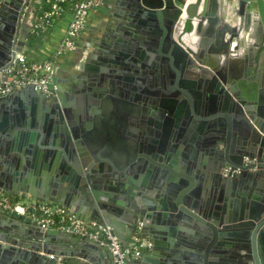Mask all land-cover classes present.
I'll use <instances>...</instances> for the list:
<instances>
[{
    "label": "water",
    "instance_id": "obj_1",
    "mask_svg": "<svg viewBox=\"0 0 264 264\" xmlns=\"http://www.w3.org/2000/svg\"><path fill=\"white\" fill-rule=\"evenodd\" d=\"M27 2L3 0L0 4V70L28 38L30 26L19 25L21 14L28 15ZM119 4L128 15L117 19V28L108 31L100 48L77 65L79 74L70 85L62 84L65 77L53 78L49 95L28 86L0 96V193L57 203L86 225L94 221L111 227L124 247L131 242L124 237L125 229L131 237L147 239L146 234L153 233L148 238L150 251L126 264L153 262L159 255V237L171 253L175 245L171 239L184 231L195 238L181 257L187 263L172 264H264V181L257 178L264 177V86H260L264 85V0H120ZM84 35L82 30L71 61L80 57ZM239 46L248 54L241 60L234 57V69L226 73L220 68L225 57L218 53L234 54ZM180 58L185 59L187 78L196 80L195 87H207L210 106L218 111L231 109V114L218 112L200 119L198 132L205 127L208 133L182 137L181 149L175 152L168 141L172 120L162 116L168 130L158 151L164 160L125 150L118 135L114 143L113 136L97 135V127L105 129L107 122L97 120L95 98L102 103L116 95L137 102L145 76H157L164 62L172 67ZM248 61L253 68L246 67ZM241 62L245 67L239 70ZM176 74L177 87L180 75ZM178 94L168 93L164 107ZM130 102L128 122L134 137L144 121L140 122L138 105ZM178 118L175 126L181 132L193 131L195 119L185 125L190 119ZM219 127L224 130L217 131ZM232 128L238 134L235 148L230 146L231 137L235 138ZM180 154L189 159L183 162L184 168L192 173L175 170ZM194 155L196 163L190 161ZM244 157L255 163L245 165ZM207 160L208 171H203L199 163ZM225 167L230 173H225ZM234 170L238 173L231 174ZM194 172L208 179L207 191L191 182ZM33 173L38 177L29 179ZM181 177L190 180L184 188L178 184ZM241 178L259 188L252 194L243 192L245 198L234 200L233 205L216 203ZM173 188L178 189L175 196ZM138 221H142L139 231ZM231 239L237 245L229 253L234 259L217 262L224 253L221 242ZM52 243H65L74 250L62 252ZM80 248L101 251L86 236L43 230L0 207V264H58L78 256ZM174 251L171 257H177Z\"/></svg>",
    "mask_w": 264,
    "mask_h": 264
},
{
    "label": "built area",
    "instance_id": "obj_2",
    "mask_svg": "<svg viewBox=\"0 0 264 264\" xmlns=\"http://www.w3.org/2000/svg\"><path fill=\"white\" fill-rule=\"evenodd\" d=\"M2 1L0 0V4ZM100 2L101 0H28L24 9L32 13L30 32L37 31L41 35L56 22L68 17L66 29L52 56L54 59L30 61L24 46L14 55L10 64L0 70V96L28 86L47 95L51 94L55 59L74 50L75 42L86 25L89 12ZM0 207L10 214L22 216L43 230H60L88 237L94 244L109 252L111 264H126L131 259H137L152 246L149 240L134 235L129 245L124 247L112 233L111 227L98 225L94 221L86 225L65 207L54 202L39 201L25 194L14 198L0 193ZM140 228L141 221H138L137 231Z\"/></svg>",
    "mask_w": 264,
    "mask_h": 264
},
{
    "label": "crops",
    "instance_id": "obj_3",
    "mask_svg": "<svg viewBox=\"0 0 264 264\" xmlns=\"http://www.w3.org/2000/svg\"><path fill=\"white\" fill-rule=\"evenodd\" d=\"M119 2L120 0H101L100 4L89 12L87 16V20H86V25L83 29V31H85V35L82 38V52L80 53V57L77 58L76 61H71L69 59V56L71 53L68 55L58 56L54 61V72L51 77L52 79L53 78L54 79H64V77H66L64 72L67 69H70V67L72 66V63H74V65L77 66L78 64L85 62L81 60V56L86 57V54L88 56L89 54L94 53V52H91L93 51V49L100 48L99 42H102V37L104 36L105 30L110 27L111 23H114L120 20L122 17L121 12H123V8L120 6ZM24 11H26V9H24ZM31 14L32 13L30 11H28L27 16H24V14H21L20 19H19V25L30 26L32 22ZM233 20L235 21V19ZM67 22H68V17H65L59 20L58 22H56L51 28H49L43 34H41L38 37V39L31 45L30 48H28L26 46L27 44L25 43L24 51L27 50L28 60L44 61V60L54 59L52 56L56 48L59 46L61 42V39L66 29ZM20 33L22 32H21V28L19 27L18 34L20 35ZM226 38H227V35H225V39ZM17 40H18V37H17ZM92 42H95V43L98 42L99 45L97 44L95 45V43L94 45H91ZM225 52L226 51L223 50V51H220V53L218 54L223 55L225 57L224 60L227 61V62L226 61L222 62L220 66V68L221 69L223 68L226 73L234 69V67L232 66H235V64L237 63L235 59H233L234 57L238 58L237 60H241L243 59V55L248 54V51H246L243 46H239V48L236 50L234 54H230V53L225 54ZM250 53L252 56H254V51H251ZM207 54L209 53L207 52ZM211 56H216V55L212 54ZM253 66H254L253 62L251 61L247 62V65H246L247 68H250V67L253 68ZM244 67L245 65H242V62L239 63V66H237L239 70L243 69ZM148 79L149 78L148 77L146 78L145 76L143 84L148 82ZM65 82L62 84L66 85ZM260 86H264V85H260ZM130 101L128 97L125 98L124 96L121 98L116 95H112L111 98L105 101L103 100L102 103L100 102L99 98L94 99V106L96 105L98 106L97 109L100 114L99 115L100 118H97V120L99 119L98 121H101L102 119L106 118V122H107V126L104 127L105 129H103L102 126L97 127V135L99 137L104 136L106 134L113 136V138H111V141L113 143L116 141L114 137L115 136L117 137L118 135L120 136L119 139L125 150L136 152L139 150L138 149L139 147L137 148V143L134 142V139L132 137L133 132L130 130L131 126L128 122V119H129V106L128 105ZM130 103L137 105L136 101H131ZM114 108H118V110L120 111L118 112L117 110H114ZM233 134H234V131L232 132L231 135ZM236 145H237L236 137L234 139H232L231 137L230 146L235 147ZM180 149L181 148L174 147L172 150L175 152V151H179ZM182 151L183 150H181L180 152ZM178 163L177 165L174 166V168L177 172L181 173L184 171V168L182 167L180 162ZM192 176L193 177L191 179V182L195 184V187H198L199 185V187L201 188L203 187V190L207 191L209 189L210 182L208 181L206 177H202L201 175H198V174H193ZM32 177L37 178L38 176L35 173H33V174H30L29 179H32ZM184 181L186 182V180ZM188 182H190V180H188ZM244 198L245 196L243 195V193H241L240 191H237L236 188H233V190L231 189V191L228 192L227 195L225 194L221 196L220 199L223 200L222 202H216V203H219L221 205L222 203L224 204L226 202L228 203V205L230 204L233 205L234 200L242 201V199ZM207 199H210V198L208 197ZM179 225L188 230L192 229L189 225H181V224ZM182 233L183 234L178 235L179 238L176 236L175 238L171 239L175 243L171 253H173L175 249L174 252L178 253L177 257L175 256L171 257L172 254L170 253V250H167V247L164 244L165 241L162 240L161 237H159L158 242H161V244L157 246L158 247L157 252H159V255L154 257L155 259L153 260V262L147 261V262H144V264H160V263L161 264H167V263L172 264V262H186L187 263V261H185L184 259L182 260L181 257H184V254H185L184 252H185V248L187 247V243L194 242L195 238H194L193 233L192 234L190 233L189 235L186 234L185 231ZM185 234L188 235L187 237L189 238H185ZM153 235H154L153 233H147L146 234L147 239ZM160 236H162L163 238V234H160ZM124 237L126 238L127 242H129L130 239L132 238L127 233V229H125ZM148 240L152 243L151 239H148ZM52 245L59 246L60 248H62V252H69V251L74 250L71 247L68 248L65 243H52ZM99 248H101V251L95 252V253H90L86 249L80 248L77 251L79 252L78 256H75V257L69 256V258H73L71 259V261L60 262V264H111V258L108 256L109 252L105 250V248H102V247H99ZM219 248H223L224 253L221 255L222 259L215 257L217 258V262H225L226 260L228 261L229 259L231 260L233 259L232 256L229 254L230 250L233 249V246L231 245V243L221 242V246H219ZM149 251L150 249L146 252H149ZM61 256L64 257V254H61Z\"/></svg>",
    "mask_w": 264,
    "mask_h": 264
},
{
    "label": "flooded vegetation",
    "instance_id": "obj_4",
    "mask_svg": "<svg viewBox=\"0 0 264 264\" xmlns=\"http://www.w3.org/2000/svg\"><path fill=\"white\" fill-rule=\"evenodd\" d=\"M121 14L122 16L128 15L127 11H125L124 13L121 12ZM116 25H117V21L114 23H111L110 27L105 30L104 36L102 37V42L106 40L105 35L108 34V31L110 29L114 27L115 29L117 28ZM94 43L95 42H92L91 45H94ZM96 44L99 45L98 42H96L95 45ZM96 49H93V51L91 52H95ZM68 54H65V55H68ZM88 56L87 54H86V57L81 56V60L85 62L88 61V58H89ZM180 59H177L174 63H172V67H170L169 62H164V64L162 65L163 68L159 71L158 75L157 76L153 75V77L149 78L148 82H146L142 86V88H144L142 98L139 99L138 101L140 102L137 101L136 104L138 105V109L140 110V115H141L140 122L144 121L143 123L144 128L143 129L138 128V133H136V135H134L133 137L134 142L138 144L137 148L139 147L138 148L139 150L137 151V156L141 153L147 154L148 156H151V157L158 155L160 159L164 160L165 155L161 154L158 151V149H161V141H163L162 135L164 134L165 130H168L166 128L164 129L163 127V124L165 123V121L162 120V116H164V118H168L172 120L170 131L173 134L172 133L170 134H172V137H174L175 140H171L170 138L172 137L170 136V138H168L169 139L168 141L172 143L170 145V148L171 147L173 148V147H179L181 145L183 141L182 137H186L189 139V137L192 134H194L195 132H198L197 126L201 123L200 119L202 118L206 119L207 117L212 116L213 113L218 114V112L221 114H227V113L231 114L232 113L231 109L218 111V109L216 108L213 109L210 106L211 101L208 98L209 92L206 89L207 87L205 88L202 87L201 89L195 87L193 82H195L196 80L190 79L189 77L187 78L186 76L187 74L186 72L188 68L186 67L187 65L184 66L185 59L184 60L183 59L180 60ZM177 72L179 73L178 75H180V78L178 77L180 79V82H178L179 85L176 87L174 81L176 80ZM64 74L66 76L65 83L67 85H70L72 81H74L77 74H79L77 66L74 65V63H72V66L70 67V69H67L64 72ZM155 78H157V81H155ZM169 88L171 89L169 90ZM178 91L183 99L182 102H181V98L178 97L179 96L178 94V95L170 97L171 102L168 104V107H164V103L162 101L166 96H168V93H172V92L177 93ZM199 93H202V94L199 95ZM179 107L183 108L182 111H178ZM168 109L169 111H167ZM178 117H180V119H190L189 122H185V125L191 124L192 119H195L196 124H195L193 131H191L190 133H187L186 131L181 132L180 126H177V125H176L177 127L175 126V123L179 119ZM140 122H139V125H141ZM186 127L187 126H185V128ZM201 129L202 130H200L198 134L202 136H205L209 131V128L201 127ZM221 130L223 131L224 128L223 127L217 128V131H221ZM232 130L235 131L233 128ZM234 133H235V137L238 138L237 131H235ZM179 156H180L179 157L180 164L184 168L185 167L184 163L187 160L184 157H181V154ZM245 159L246 157H244L242 160L245 165H250V164L255 163V159L250 160L248 158L247 161H245ZM196 160H197V157L194 155V157L190 161H192V163H196L197 162ZM208 162L209 160L205 161L204 163H199L203 171H208L207 169L208 164H209ZM187 170H188L187 168L186 169L184 168V171L181 173H186L188 175L189 171H191V173L194 171V170H189V171ZM224 170L226 174L230 173L229 167H225ZM250 171L256 172L257 170L256 168H251ZM233 173H238V171L234 170L231 172V174ZM257 178L262 179L264 181L263 176L262 177L259 176ZM184 180H186V182ZM178 184L180 187L184 188L189 184V182L186 178L181 177ZM262 187L264 189V183ZM235 188L237 189V191H240L241 193L248 192L252 194L255 192L254 190H256L259 187L257 185H253L252 183L248 182L247 180H245V178H241L240 183H238ZM231 189L233 190L232 185L229 188L228 192H230ZM176 191H178V189L173 188V196L176 195ZM263 195H264V192H263ZM141 226H142V221H141ZM227 242L231 243L233 247L237 246L235 243L236 242L235 239L228 240ZM232 258L234 259V256H232Z\"/></svg>",
    "mask_w": 264,
    "mask_h": 264
},
{
    "label": "trees",
    "instance_id": "obj_5",
    "mask_svg": "<svg viewBox=\"0 0 264 264\" xmlns=\"http://www.w3.org/2000/svg\"><path fill=\"white\" fill-rule=\"evenodd\" d=\"M40 36V34L36 31V32H30L26 41V46L28 48L31 47V45L38 39V37ZM26 55H27V50L25 51Z\"/></svg>",
    "mask_w": 264,
    "mask_h": 264
}]
</instances>
